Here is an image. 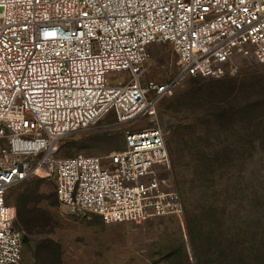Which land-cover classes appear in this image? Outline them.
Segmentation results:
<instances>
[{"label": "built area", "instance_id": "built-area-1", "mask_svg": "<svg viewBox=\"0 0 264 264\" xmlns=\"http://www.w3.org/2000/svg\"><path fill=\"white\" fill-rule=\"evenodd\" d=\"M159 41L177 58L165 83L144 78ZM250 52L264 63V0H0V264L21 263L25 232L7 194L30 177L53 178L70 212L106 223L182 214L178 190L150 176L170 165L158 103L186 77L234 75ZM108 114L157 121L126 130L106 164L58 155L64 136Z\"/></svg>", "mask_w": 264, "mask_h": 264}, {"label": "rangeland", "instance_id": "rangeland-1", "mask_svg": "<svg viewBox=\"0 0 264 264\" xmlns=\"http://www.w3.org/2000/svg\"><path fill=\"white\" fill-rule=\"evenodd\" d=\"M145 65V81L165 83L178 73L176 55L161 41L149 47ZM236 65L222 79L186 77L158 103L170 165L150 176L181 192L182 214L106 223L70 212L53 178L30 177L7 194L11 205L28 200L32 231L25 232L20 264H241L255 256L264 262V238L254 234L264 225V213L260 226L255 219L264 210V63L250 52ZM157 118L117 123L108 114L64 136L58 155H96L106 164L124 148L126 130L153 126Z\"/></svg>", "mask_w": 264, "mask_h": 264}, {"label": "trees", "instance_id": "trees-1", "mask_svg": "<svg viewBox=\"0 0 264 264\" xmlns=\"http://www.w3.org/2000/svg\"><path fill=\"white\" fill-rule=\"evenodd\" d=\"M226 76H228V75H225V76H223V77H221V78H215V79H222V78H224V77H226ZM191 77H193V78H196V76L194 77V76H191ZM199 78H209V79H213V78H211V77H199ZM224 111V110H223ZM222 111V112H223ZM169 150V149H168ZM215 152H217V151H215ZM170 153V152H169ZM221 153H219V155H220ZM214 155V154H213ZM215 156V155H214ZM221 156V155H220ZM224 156V155H223ZM223 156H221V157H223ZM203 157H206V156H203L202 155V158ZM213 157V156H212ZM219 156L217 155V158H218ZM201 160V159H200ZM214 160H217V159H214ZM214 160H207V162H212V161H214ZM203 161V160H202ZM208 164V163H207ZM206 170H208L207 168H206ZM178 192L180 193V195H181V192L178 190ZM181 198H182V203H183V207H184V201H183V197H182V195H181ZM27 199H26V197H24L23 199H21L17 204H13V206L16 208V222H15V225L17 226V223L18 222H20L21 223V228L20 227H18L19 229H22L24 232H26V230L28 231V232H31L32 231V225H31V223L29 222V216H28V211H27ZM184 209H185V207H184ZM264 213V210H258V212H257V216L255 217V219H257L258 221H259V223H258V225L260 226V221H261V218H262V214ZM262 224V223H261ZM263 227H261V228H259V230L258 231H255L254 232V234H257L258 232H259V234L264 238V225H262ZM263 258H264V256H263ZM241 264H264V262H261V258H260V256L258 257V256H255V258H253V260H252V262H244V261H242L241 262Z\"/></svg>", "mask_w": 264, "mask_h": 264}, {"label": "water", "instance_id": "water-1", "mask_svg": "<svg viewBox=\"0 0 264 264\" xmlns=\"http://www.w3.org/2000/svg\"><path fill=\"white\" fill-rule=\"evenodd\" d=\"M27 240H28V236L27 235H24L23 236V242L25 243Z\"/></svg>", "mask_w": 264, "mask_h": 264}]
</instances>
